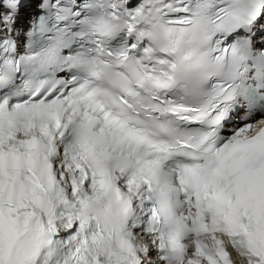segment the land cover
<instances>
[{
  "label": "snow or ice",
  "instance_id": "snow-or-ice-1",
  "mask_svg": "<svg viewBox=\"0 0 264 264\" xmlns=\"http://www.w3.org/2000/svg\"><path fill=\"white\" fill-rule=\"evenodd\" d=\"M0 264H264V0H0Z\"/></svg>",
  "mask_w": 264,
  "mask_h": 264
}]
</instances>
